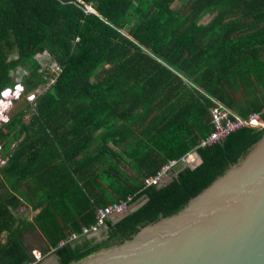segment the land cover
I'll use <instances>...</instances> for the list:
<instances>
[{"label": "trees", "instance_id": "trees-1", "mask_svg": "<svg viewBox=\"0 0 264 264\" xmlns=\"http://www.w3.org/2000/svg\"><path fill=\"white\" fill-rule=\"evenodd\" d=\"M42 52L58 73L42 71ZM211 100L240 117L264 108V0H0V103L17 105L0 122V264L33 262L30 229L57 264L118 245L263 135L245 127L197 148ZM193 151L194 166L143 185ZM143 200L79 235L97 208Z\"/></svg>", "mask_w": 264, "mask_h": 264}, {"label": "water", "instance_id": "water-1", "mask_svg": "<svg viewBox=\"0 0 264 264\" xmlns=\"http://www.w3.org/2000/svg\"><path fill=\"white\" fill-rule=\"evenodd\" d=\"M260 131V138L170 202L135 234L71 264H264V130ZM197 159L193 151L178 161L162 184ZM49 257L48 263L36 264H57L53 255Z\"/></svg>", "mask_w": 264, "mask_h": 264}, {"label": "built area", "instance_id": "built-area-1", "mask_svg": "<svg viewBox=\"0 0 264 264\" xmlns=\"http://www.w3.org/2000/svg\"><path fill=\"white\" fill-rule=\"evenodd\" d=\"M89 10V9H88ZM35 61L43 67L45 62L49 60V55L46 52H42L40 54H36L34 56ZM48 67L54 71L55 73L59 72L58 67L55 63L51 62L48 64ZM21 75L23 71H21ZM21 75L18 76L17 72L15 73L14 82L16 84L20 83ZM34 94H30L26 96V100L28 102H33ZM212 107L209 109V123L211 125V131L209 134L201 139L198 142L197 148H203L207 146H211L214 144H218L225 137L234 133L242 128H255V129H264V122L261 120V114L264 113V108H262L259 112L250 113L246 117H240L234 114L231 110L225 107L222 103L211 100ZM0 103V122L5 119V109L1 106ZM189 154L185 157H188ZM184 158V157H183ZM182 158V159H183ZM181 160V159H180ZM179 160V161H180ZM178 161L170 160L164 163L159 170L152 176L146 177L143 180L144 186H160L162 183L172 174V167L177 164ZM129 210V206L126 202H114L110 203L106 206L99 207L95 210L94 214V223L87 226L81 227L80 236H92L96 235L100 228L104 226L106 221H113L116 218L120 217L124 213ZM77 238V235L71 234L67 237L65 241H61L60 245H63L66 242L73 241ZM33 262L30 264H36L43 257L40 256L39 253L31 252Z\"/></svg>", "mask_w": 264, "mask_h": 264}, {"label": "crops", "instance_id": "crops-1", "mask_svg": "<svg viewBox=\"0 0 264 264\" xmlns=\"http://www.w3.org/2000/svg\"><path fill=\"white\" fill-rule=\"evenodd\" d=\"M36 213L37 211H32L29 207H25V206L17 211V214L20 216V218L24 219V221L29 223L32 221L31 219ZM23 241L29 247H31L32 252L40 254L39 251L43 246V236L37 230L30 229L28 233H25L23 235ZM49 256L43 259L45 260L46 263L49 262V258H50Z\"/></svg>", "mask_w": 264, "mask_h": 264}, {"label": "rangeland", "instance_id": "rangeland-1", "mask_svg": "<svg viewBox=\"0 0 264 264\" xmlns=\"http://www.w3.org/2000/svg\"><path fill=\"white\" fill-rule=\"evenodd\" d=\"M207 20H208V17H204V18L200 21V23H201V24H204L205 22H207ZM49 63H51V61H49V60H47V61L45 62V66H44V68H43L42 71H45V72H52V73H54V71H52V70L48 67V64H49ZM16 72H17V75H18V76L21 75V72H20L19 69H17ZM49 81H50V80H49ZM16 106H17V105H13V106H11V107L9 108V110L7 111V114H9L11 111H13V110L15 109ZM0 163H1V162H0Z\"/></svg>", "mask_w": 264, "mask_h": 264}, {"label": "bare ground", "instance_id": "bare-ground-1", "mask_svg": "<svg viewBox=\"0 0 264 264\" xmlns=\"http://www.w3.org/2000/svg\"><path fill=\"white\" fill-rule=\"evenodd\" d=\"M19 69V68H18ZM16 70L17 69H15L14 71H11V78H12V80L14 81V77H15V73H16ZM20 70V69H19ZM9 108L10 107H8V108H6L5 110V117H6V115H7V111L9 110ZM4 121V120H3ZM144 206V205H143ZM106 223V222H105ZM106 240V239H105Z\"/></svg>", "mask_w": 264, "mask_h": 264}, {"label": "clouds", "instance_id": "clouds-1", "mask_svg": "<svg viewBox=\"0 0 264 264\" xmlns=\"http://www.w3.org/2000/svg\"><path fill=\"white\" fill-rule=\"evenodd\" d=\"M87 9H89V8H87ZM88 11H91V10L89 9ZM44 258H45V257H43L42 260H43ZM40 261H41V260H40Z\"/></svg>", "mask_w": 264, "mask_h": 264}]
</instances>
